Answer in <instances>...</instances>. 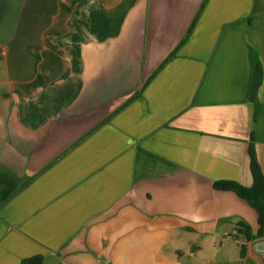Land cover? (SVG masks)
Segmentation results:
<instances>
[{
	"label": "crops",
	"instance_id": "1",
	"mask_svg": "<svg viewBox=\"0 0 264 264\" xmlns=\"http://www.w3.org/2000/svg\"><path fill=\"white\" fill-rule=\"evenodd\" d=\"M253 157L264 0H0V264H257Z\"/></svg>",
	"mask_w": 264,
	"mask_h": 264
},
{
	"label": "trees",
	"instance_id": "2",
	"mask_svg": "<svg viewBox=\"0 0 264 264\" xmlns=\"http://www.w3.org/2000/svg\"><path fill=\"white\" fill-rule=\"evenodd\" d=\"M253 174L255 176V184L251 188L243 187L234 182H219L215 184V187L218 189H227L234 191L240 197L245 199L253 208H255L259 213V221L261 224V231L257 236L248 235V242H252L257 238L264 237V177L261 173V170L254 160L253 157ZM247 231H250V228L244 226ZM241 256H246V246L241 247ZM22 264H42V257L36 256L30 259H26Z\"/></svg>",
	"mask_w": 264,
	"mask_h": 264
},
{
	"label": "water",
	"instance_id": "3",
	"mask_svg": "<svg viewBox=\"0 0 264 264\" xmlns=\"http://www.w3.org/2000/svg\"><path fill=\"white\" fill-rule=\"evenodd\" d=\"M248 249L257 264H264V237L251 242Z\"/></svg>",
	"mask_w": 264,
	"mask_h": 264
}]
</instances>
